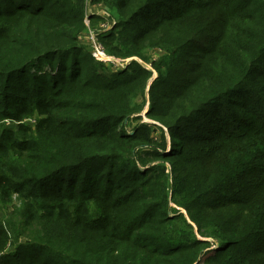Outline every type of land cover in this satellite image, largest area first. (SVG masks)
I'll return each instance as SVG.
<instances>
[{
    "label": "trees",
    "instance_id": "1",
    "mask_svg": "<svg viewBox=\"0 0 264 264\" xmlns=\"http://www.w3.org/2000/svg\"><path fill=\"white\" fill-rule=\"evenodd\" d=\"M94 3L110 56L165 52L167 133L131 119L153 73L100 71L84 7L0 0V264H264V0Z\"/></svg>",
    "mask_w": 264,
    "mask_h": 264
},
{
    "label": "rangeland",
    "instance_id": "2",
    "mask_svg": "<svg viewBox=\"0 0 264 264\" xmlns=\"http://www.w3.org/2000/svg\"><path fill=\"white\" fill-rule=\"evenodd\" d=\"M71 1L73 2V4H75L77 6V8H81V6L85 8V12H86L85 18H84V25L85 26H84V31L81 34V43L86 46L87 50H89V52L91 54L92 47H93L92 46L93 40L98 41L101 44L99 38L101 37L102 34L109 32V31L110 32L112 31L114 20H112L110 18L109 14L107 13V9L104 7V5L102 3H94V0H71ZM47 9L50 12H58L59 11V10H57L56 6L51 4V3L47 7ZM104 51L106 53L105 48H104ZM164 54H165V52L158 50V49L151 48L148 50V56H149L150 62L158 61ZM106 55L108 57H110L109 58L110 62L102 63L103 65L101 66L100 71L105 72L107 74H113V73H116L118 71L124 70L133 61H137L141 65H144L146 67V69L152 71L153 75H152V78L150 79V81L148 82L146 92H145L144 109L140 114H135L134 116H132L131 119L132 118L134 119V117L141 116L142 117V123H147L153 127L152 128L154 131L153 136H154L155 140L162 142L164 140L162 137V131L167 133V130L160 123H158V122H156V121H154L148 117V113L150 111V105H151L150 88L158 77L157 73L152 68L151 63L149 62V64H146L138 58L121 59V58H115L113 56H110L108 53H106ZM95 61H97V60L95 59ZM97 62L99 64L101 63L99 61H97ZM49 69L50 68L48 66H46L44 68V71H48ZM143 102L144 101H143L142 97H137L133 103L136 105H140ZM27 123L31 126H34L33 121H29ZM136 124H137L136 122H134L133 124H130L129 128L133 129V127ZM2 125L12 128L14 123L7 120V121H3ZM167 139H168V141H170L168 136H167ZM169 148H170V146H169ZM169 148H168V150H169ZM154 164H157V163L155 162ZM154 164H152V165H154ZM142 170L144 171L145 169H142ZM172 208H176V207L172 206ZM180 213H182L185 216V219L188 223L194 225L190 221V218L188 217L186 211L181 210ZM0 217L1 218L5 217L4 212L3 213L0 212ZM180 229H182L183 231L186 230L183 225L180 226ZM194 229H195L194 231H195L196 235L199 236L197 233L196 227ZM201 240H204V239H201ZM216 246H217V244L214 247H212V249L217 248ZM13 251H14V248L9 246L4 250H0V254L2 256L4 253L5 254L11 253ZM0 259H1V257H0Z\"/></svg>",
    "mask_w": 264,
    "mask_h": 264
},
{
    "label": "built area",
    "instance_id": "3",
    "mask_svg": "<svg viewBox=\"0 0 264 264\" xmlns=\"http://www.w3.org/2000/svg\"><path fill=\"white\" fill-rule=\"evenodd\" d=\"M92 51H91V55L93 56L94 59H96L97 61L101 62V63H105V62H110L109 58L105 51L103 46L98 42L93 40V45H92ZM1 257V254H0Z\"/></svg>",
    "mask_w": 264,
    "mask_h": 264
}]
</instances>
